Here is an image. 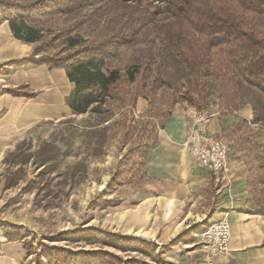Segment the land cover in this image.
I'll use <instances>...</instances> for the list:
<instances>
[{
  "label": "trees",
  "instance_id": "1",
  "mask_svg": "<svg viewBox=\"0 0 264 264\" xmlns=\"http://www.w3.org/2000/svg\"><path fill=\"white\" fill-rule=\"evenodd\" d=\"M0 11L14 36L33 44L30 53L12 65L65 67L74 83L66 98L73 113L120 111L118 135L127 148L110 171L112 191L145 177V155L179 99L200 109L215 95L223 112L234 113L242 104V88L264 97V0H0ZM160 12L166 16L157 19ZM58 14L71 16L54 35L63 39L67 51L41 54L52 37L39 26ZM83 25L91 29L90 35H71ZM137 41L146 43L137 64L125 71L107 67L119 48ZM170 59L176 69L173 83L164 78ZM0 93L35 95L23 84L0 87ZM140 95L147 98L148 107L136 118L133 108ZM257 104L254 120L264 123V103ZM99 126H91L93 136H100ZM256 162L248 179L250 201L255 212L264 215V150ZM22 230L13 226L6 237L22 241L28 255L33 247L27 245ZM43 254L47 264H133L102 249L49 245ZM35 264H44L40 254Z\"/></svg>",
  "mask_w": 264,
  "mask_h": 264
},
{
  "label": "rangeland",
  "instance_id": "2",
  "mask_svg": "<svg viewBox=\"0 0 264 264\" xmlns=\"http://www.w3.org/2000/svg\"><path fill=\"white\" fill-rule=\"evenodd\" d=\"M165 16L166 12H160L156 18ZM69 21L71 16L58 14L39 26L52 37L41 54L67 51L63 39L56 40L54 35ZM75 34L87 37L91 29L83 25L71 35ZM145 46V41H137L119 48L118 56L111 58L107 67L125 71L139 62ZM175 70L170 59L164 78L173 83ZM243 96L251 98L249 92ZM260 99L264 103L262 95ZM208 100L214 103L217 97L210 95ZM111 114V119L101 121ZM119 117L120 111L114 109L103 115L87 113L41 121L13 147L0 148V236L8 240L11 227L23 228L27 245L33 247L30 254L25 252V264H35L37 254L47 264L43 253L49 245L102 249L133 264H172L164 253L186 242L190 227L172 229L176 220H170L173 208L165 213L155 203L138 206L144 193L126 185L114 191L109 188L110 171L126 149L120 145ZM97 123L100 136H93L91 126ZM101 135L106 138L99 143ZM262 155L258 152L253 158ZM149 211L151 215L144 214ZM143 215L146 223L141 220Z\"/></svg>",
  "mask_w": 264,
  "mask_h": 264
},
{
  "label": "crops",
  "instance_id": "3",
  "mask_svg": "<svg viewBox=\"0 0 264 264\" xmlns=\"http://www.w3.org/2000/svg\"><path fill=\"white\" fill-rule=\"evenodd\" d=\"M32 45L14 36L0 11V87L23 84L35 93L32 97L0 93V148L13 147L25 132L41 121L89 113H73L67 105L66 98L73 91L74 83L69 80L65 67L12 65L27 56ZM6 68L8 71H4ZM242 90V104L234 113L223 112L217 100L214 103L208 100L203 107L212 113L207 130L229 146L223 172H209L189 153L185 142L196 108L179 99L163 126L158 128L156 141L145 155V177L136 185L121 184L116 188L126 185L144 193L138 206L155 203L165 213L173 208L170 220L176 219L171 227L174 231L190 227L186 242L164 253L165 260L172 264H264V215L255 212L248 185L257 165V157H253L264 150V124L254 120L253 108L261 99L253 89L244 87ZM243 92H249L251 98L243 96ZM147 107L146 97L138 96L134 116L140 118ZM124 146L127 148V144ZM144 214L151 215V211ZM145 216L141 219L144 223L147 222ZM221 219H226L230 225L229 251L210 258L201 250L195 234ZM25 260L22 241L0 236V264H25Z\"/></svg>",
  "mask_w": 264,
  "mask_h": 264
},
{
  "label": "built area",
  "instance_id": "4",
  "mask_svg": "<svg viewBox=\"0 0 264 264\" xmlns=\"http://www.w3.org/2000/svg\"><path fill=\"white\" fill-rule=\"evenodd\" d=\"M211 117L212 113L206 108H196L185 144L194 161L209 172L220 173L226 169L229 146L207 130ZM230 236V225L226 219L211 222L195 234L201 250L210 258L228 253Z\"/></svg>",
  "mask_w": 264,
  "mask_h": 264
}]
</instances>
